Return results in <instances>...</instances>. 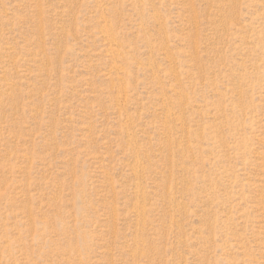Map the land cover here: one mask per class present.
Wrapping results in <instances>:
<instances>
[{
	"label": "rangeland",
	"instance_id": "1",
	"mask_svg": "<svg viewBox=\"0 0 264 264\" xmlns=\"http://www.w3.org/2000/svg\"><path fill=\"white\" fill-rule=\"evenodd\" d=\"M0 264H264V0H0Z\"/></svg>",
	"mask_w": 264,
	"mask_h": 264
}]
</instances>
